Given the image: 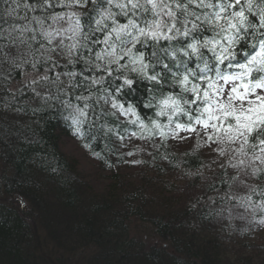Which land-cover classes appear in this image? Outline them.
Masks as SVG:
<instances>
[{"label":"trees","instance_id":"obj_1","mask_svg":"<svg viewBox=\"0 0 264 264\" xmlns=\"http://www.w3.org/2000/svg\"><path fill=\"white\" fill-rule=\"evenodd\" d=\"M20 2L17 15L24 16L23 4H35L36 0ZM100 4L104 5V0ZM8 7L5 0H0V31L26 23L5 15ZM71 10L81 13L84 32L90 37L85 42L87 47L80 48L72 58L73 64L67 58L59 61L58 49L45 53L51 60L44 64L40 56L44 49H40L39 74L26 66V70L12 73L14 79L0 76V264H76L74 258L82 264H264V257L252 259L256 248L246 257H237L238 250L250 248V234L260 235L264 230V217L259 218V224L255 215L246 212L248 207L264 205V171L257 174V186L249 181L236 185L232 177L237 169L229 173L219 167L203 180L194 175L188 183L199 187V196L187 203L182 196L184 188L166 177L177 170L183 174L199 171L204 154L195 150L176 153L170 139L129 138L138 131L129 122L134 117L121 115L111 107L114 97L125 109L135 108L149 126L154 119L167 123L166 117H156L155 105L162 94L179 91L172 86L170 74H165L162 86L127 71L105 74L102 85H92L91 80L101 73L86 61H94L95 53L104 47L94 43L102 41L104 34L91 32L99 8L89 2L74 9L57 6L47 12L28 11L27 16ZM117 19L126 22L123 16ZM203 35L211 33L205 31ZM40 43L46 42L40 39ZM33 47L39 49L40 44ZM137 47L147 56L153 50ZM243 50L245 45H241V58ZM45 71L51 80L59 74V88L54 84L38 88L41 96H36L25 84L39 79ZM156 71H161L159 65ZM68 72L77 76L70 78ZM125 75L134 79L131 87L123 86ZM117 87L121 91L117 92ZM77 97H90L83 139L74 135L68 119L71 109L66 106L71 103L83 107L84 101ZM65 138L85 150L100 171H114L101 177L106 180L103 187L94 190L93 178L82 176L75 161L62 152ZM131 142L148 145L142 166L134 175L121 169L127 153L136 150ZM232 219L235 221L231 223ZM131 227L135 228L133 233ZM140 233L155 242L145 243ZM226 238L237 239L236 244H225ZM228 253L236 258L230 261Z\"/></svg>","mask_w":264,"mask_h":264},{"label":"snow or ice","instance_id":"obj_2","mask_svg":"<svg viewBox=\"0 0 264 264\" xmlns=\"http://www.w3.org/2000/svg\"><path fill=\"white\" fill-rule=\"evenodd\" d=\"M89 2L99 8L91 32L104 34L102 41H94L104 47L95 53L94 61H86L101 73L91 80L92 85H102L105 74L112 76L113 72L127 71L161 86L165 74H170L172 86L179 89L162 94L155 105L156 117H166L167 123L154 119L151 126L140 118L135 108L125 109L113 97V109L126 117H134L129 122L138 131L132 132L129 138L184 140L193 138L192 134L198 137L202 130L205 143L218 145L220 155H225L226 149L232 152L236 160L233 168L246 169L256 161L264 164V0H104L106 6L100 0H56V3L36 0L35 4H23L24 16L17 15L20 0H5L9 4L5 15L26 23L12 24L0 31V41H3L0 76L5 80L14 79L12 73L24 71L26 66L39 74L42 61L37 52L40 49H44L40 53L44 64L51 60L45 53L57 49L73 64L72 58L80 48L87 47L85 42L90 38L84 32L81 13L71 10L29 18L27 12L34 13L37 9L47 12L57 6L74 9L86 7ZM118 16L125 17L126 22L120 23ZM65 23L67 27L63 26ZM205 31L211 35H203ZM38 36L46 43H40ZM162 42H167L166 46ZM34 43H39L40 48H34ZM138 45L151 47V55L147 56ZM241 45L246 46L242 58ZM88 51L91 53V48ZM158 65L161 71H156ZM66 75L75 78L77 73ZM122 79L123 86L134 84V79L127 75ZM50 84L59 88V74L51 80L45 71L25 87L41 96L37 89ZM121 87L116 91H121ZM77 99L84 101L83 107L71 103L66 106L71 109L68 119L74 135L83 139L86 135L83 127L89 122L87 101L90 97ZM181 133L189 135L181 136ZM119 139L123 141L124 137ZM127 155L135 153L129 151ZM141 162L133 161L134 164Z\"/></svg>","mask_w":264,"mask_h":264},{"label":"rangeland","instance_id":"obj_3","mask_svg":"<svg viewBox=\"0 0 264 264\" xmlns=\"http://www.w3.org/2000/svg\"><path fill=\"white\" fill-rule=\"evenodd\" d=\"M63 26L67 27V24L65 23ZM66 43H68V41H66ZM58 52L59 53L56 52V54L58 55L57 58L62 59L59 61H65L66 60L65 58L68 59V57L64 55L59 49H58ZM180 135L188 136L189 134L181 133ZM192 137L193 138L184 139V140H181L179 138L173 139L169 137L171 141L172 150L176 153H182V152H188V151L195 150V151H200L204 154L203 157L205 159L202 163V168L199 171H194L193 173L183 174V172H179L177 170L175 174L170 175V177H166V179H170V181L176 182L177 183L176 185L178 187L184 188L182 190L183 192L182 196L183 198L186 199L187 203L191 204V201H188V199L193 200L194 198H198L199 196V193H198L199 187L198 186L191 187L188 181L192 182L194 180V175L200 176L201 179L203 180L204 178H206V176H208V174H210L212 170L219 169V167L220 169L221 168L226 169L227 171H229V173L237 169V171L234 172L236 175L232 177L234 178V181H235L234 183L236 185H237L236 182L247 184L248 181L256 182L257 184L253 183L254 186L258 185L259 181L256 177L259 172L264 171V164H260L259 161H256L254 162L253 166L247 167L246 169L243 167L233 168L232 164L236 163V160L233 158V154L230 150L226 149V154L220 155L219 150H218V145L212 144L210 142L205 143L206 137L203 135L202 130H200V135L198 137H196L195 134H192ZM130 145L136 149L134 152L135 155L133 156L126 155L127 160L124 162L121 169H125L126 172L134 175L138 172V169L141 168L142 165L141 163L134 164L133 161H143L144 155L147 154L146 150L148 149V145L141 143V142L139 143L131 142ZM219 147H226V146L221 145ZM61 150L68 158H71L73 161H75L77 168H78V172L82 174V176L93 178V182L91 183V185L94 190H98V188L103 187L104 184L106 183V180H103L101 178L102 176L106 177V175H108L109 173L114 172V171H107V170H104L105 172H103L102 170L100 171L97 167L99 166L98 163L90 155H88L85 152V150L80 148L73 139H67V138L63 139L61 141ZM254 168L256 169V171L253 170ZM99 178H101V180H99ZM97 183L98 184L101 183V186L97 185ZM180 196H181V193H180ZM258 211L260 212L259 216L257 214ZM246 212L250 213V216L255 215L258 223L261 224L259 218L262 219L264 217V205L263 206L259 205L257 208L248 207L246 208ZM232 220L233 221H231V223L235 221L234 219ZM131 228H132V233H133L135 228L134 227H131ZM230 229L233 230V228H230ZM140 237L143 239L145 243L155 242V241L146 240L143 233H140ZM226 240L228 241H225V244H227L229 241L232 244H236V241H237V239H232V238H226ZM247 242L249 245H251L250 248H242L238 250L237 253L240 255L237 257H246L253 250V248H256L255 250L257 252L254 254L252 259L254 261H257L256 257H259L260 259H262L264 257V251H262V249H264V246L260 247V245L262 242L264 243V230L261 231L260 235L256 234V232H252L249 238L247 239ZM227 256L228 257L226 258L229 259L230 261H233L236 258L231 253H228ZM60 257H62V255ZM74 261L76 264H82L79 258L77 259L74 258Z\"/></svg>","mask_w":264,"mask_h":264}]
</instances>
